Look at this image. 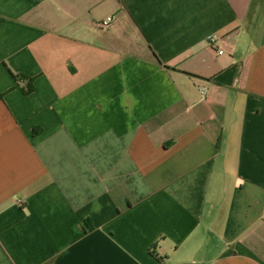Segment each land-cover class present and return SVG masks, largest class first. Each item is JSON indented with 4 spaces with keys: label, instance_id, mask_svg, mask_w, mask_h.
Returning a JSON list of instances; mask_svg holds the SVG:
<instances>
[{
    "label": "crops",
    "instance_id": "crops-1",
    "mask_svg": "<svg viewBox=\"0 0 264 264\" xmlns=\"http://www.w3.org/2000/svg\"><path fill=\"white\" fill-rule=\"evenodd\" d=\"M0 264H264V0H0Z\"/></svg>",
    "mask_w": 264,
    "mask_h": 264
},
{
    "label": "built area",
    "instance_id": "built-area-1",
    "mask_svg": "<svg viewBox=\"0 0 264 264\" xmlns=\"http://www.w3.org/2000/svg\"><path fill=\"white\" fill-rule=\"evenodd\" d=\"M114 21V18L113 17H108L106 20L102 21L100 24H99V27L101 29H105L107 28L111 23H113ZM208 43L210 45V47L213 49V50H216L217 49V40L215 37H212L210 36L208 38ZM219 54H222L223 51L219 50L218 51Z\"/></svg>",
    "mask_w": 264,
    "mask_h": 264
},
{
    "label": "trees",
    "instance_id": "trees-1",
    "mask_svg": "<svg viewBox=\"0 0 264 264\" xmlns=\"http://www.w3.org/2000/svg\"><path fill=\"white\" fill-rule=\"evenodd\" d=\"M15 78H17V77H15ZM18 79V78H17Z\"/></svg>",
    "mask_w": 264,
    "mask_h": 264
}]
</instances>
